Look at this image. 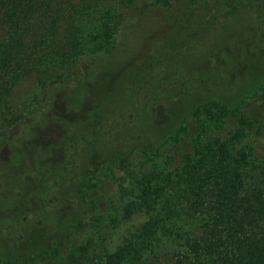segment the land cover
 <instances>
[{
	"label": "rangeland",
	"instance_id": "rangeland-1",
	"mask_svg": "<svg viewBox=\"0 0 264 264\" xmlns=\"http://www.w3.org/2000/svg\"><path fill=\"white\" fill-rule=\"evenodd\" d=\"M141 1L112 52L86 56L43 92L33 77L13 89L23 119L0 149V258L65 254L92 202L93 212L108 208L116 187L100 179L110 165L158 146L177 159L195 132L190 120L169 140L185 115L210 100L233 108L263 81L264 0ZM241 109L264 119V100Z\"/></svg>",
	"mask_w": 264,
	"mask_h": 264
},
{
	"label": "trees",
	"instance_id": "trees-1",
	"mask_svg": "<svg viewBox=\"0 0 264 264\" xmlns=\"http://www.w3.org/2000/svg\"><path fill=\"white\" fill-rule=\"evenodd\" d=\"M141 9V0H0V149L23 119L12 100L19 82L33 77L43 92L69 81L86 56L112 52ZM248 99L264 100V79L233 108L210 100L185 115L169 140L190 120L195 132L177 159L158 146L110 165L100 179L116 187L108 208L93 212L92 202L76 225L83 238L65 254L0 264H264V119L242 111Z\"/></svg>",
	"mask_w": 264,
	"mask_h": 264
}]
</instances>
